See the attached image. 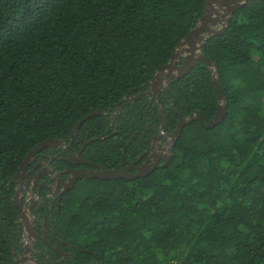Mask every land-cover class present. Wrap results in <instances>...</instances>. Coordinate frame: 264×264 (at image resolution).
Here are the masks:
<instances>
[{
	"label": "trees",
	"instance_id": "obj_1",
	"mask_svg": "<svg viewBox=\"0 0 264 264\" xmlns=\"http://www.w3.org/2000/svg\"><path fill=\"white\" fill-rule=\"evenodd\" d=\"M205 8V0H0V264L24 250L13 179L25 156L51 136L71 142L91 115L70 151L103 136L85 158L106 168L135 161L163 130L160 105L121 100L149 87ZM201 52L217 65L224 119L187 124L168 164L145 177L79 179L48 219L69 257L58 261L37 241V264H264V0L237 9ZM219 91L202 61L173 79L160 96L166 132L191 114L213 119Z\"/></svg>",
	"mask_w": 264,
	"mask_h": 264
},
{
	"label": "water",
	"instance_id": "obj_2",
	"mask_svg": "<svg viewBox=\"0 0 264 264\" xmlns=\"http://www.w3.org/2000/svg\"><path fill=\"white\" fill-rule=\"evenodd\" d=\"M250 0H205L206 2V8L205 12L198 22V24L192 28L189 33L186 35V37L179 42L177 47L174 49V52L171 56V59L168 63L160 66L150 82L149 87L139 93L136 96H132L130 92H128L121 101H124L126 99H131L132 101L138 99L141 96H157L158 103L160 105V112H161V118L163 120L164 129L160 132V134L156 137V140H161L162 137L168 136L170 137V146H173V144L178 140L180 137L183 128L193 122L195 119H198L205 127H213L220 123L224 117L227 114L228 111V103L225 101L224 97L219 91V81H218V73H217V65L213 63L206 55H204L201 52L202 45L208 40V38L214 34L223 33L227 27V25L231 22L232 16L234 12L245 6L246 3H248ZM221 13L223 17H221ZM222 22L220 26L216 27L219 22ZM198 61H202L207 63L210 70L213 72L214 75V82L217 87L218 96H219V105L217 108L216 115L213 119H211L209 122H205L203 120V117L201 115H189L185 118H180V122L176 129L172 132H166L167 128V119L164 114L163 110V103L160 98L162 90L169 92V85L171 81L177 77H182L185 74L189 73L191 69L197 64ZM120 103L117 104L116 112L113 114L114 118H117V116L120 113ZM102 114V110L94 111L92 114ZM91 115H87L80 119L75 127V130L73 134L71 135V141H74V136L76 134L80 133V126L82 123L87 120ZM103 136H98L96 138H93L89 141H85L83 143L82 148L76 155L77 159L82 160L85 163H90L91 165H94L93 163L85 160L82 158V153L87 147L88 144L93 142L97 139H102ZM65 147V140L58 139L55 137H48L46 140L35 146L24 158V161L20 168L18 169L14 180H16L18 177L21 176L22 172L25 171L28 163L31 161V158L39 151L43 150L47 147ZM170 150V149H169ZM147 151H144L141 154V157H143L146 154ZM153 154V153H152ZM150 154V155H152ZM74 156V155H73ZM172 157V152L170 150V153L166 154L165 156V162L163 165H167L169 160ZM75 158V156H74ZM75 158H67L68 162H74L77 160ZM159 166V162L155 161L154 163H144V164H137V161L133 162L131 165H128L124 168L117 166L115 168H106L104 166L98 167V168H79L77 170L70 169V172H72L73 177L69 179L67 183L64 184V191H68L69 189H72L75 185L78 178H83L84 176L93 179V178H102V179H116V178H127V179H136L139 177H145L152 171H154ZM131 170H135V172H132ZM61 196V194H60ZM14 203L18 207L20 211V218L24 222L25 231L27 232L26 240L30 239L31 237L38 236L35 228L33 227V224L30 219H28L27 216L23 215L24 207L21 203V200L19 198V189L17 190L16 196L14 198ZM46 241V240H45ZM48 246H51L56 251L61 253L62 256L67 257L68 254L62 252L61 250L55 248L52 244L47 242ZM27 244V243H26ZM27 250H30V247L28 245H25ZM28 258L26 256H21L20 258L15 259V264H27Z\"/></svg>",
	"mask_w": 264,
	"mask_h": 264
},
{
	"label": "flooded vegetation",
	"instance_id": "obj_3",
	"mask_svg": "<svg viewBox=\"0 0 264 264\" xmlns=\"http://www.w3.org/2000/svg\"><path fill=\"white\" fill-rule=\"evenodd\" d=\"M152 97H157V96H152ZM158 135L153 137L151 146L148 149L144 150L147 151L146 154L143 157H141L140 155L135 160L137 161V164H144L146 162L154 163L155 161H157L159 162V166L163 165V163L165 162L166 154L170 153V150L172 149V146L169 145L171 144L170 142L171 139L167 141L166 139H164V137H162L161 140H156V137ZM72 143L73 141L68 143L65 140V144H66L65 147L62 146L52 147L50 149L47 147L46 152H41L42 150L37 152L31 158V161L28 163L25 171L22 172L21 176L18 177L16 180L13 179V182L16 185L15 196L17 190L19 189V198L24 207L23 215L27 216L28 219L31 220L33 227L35 228V231L38 235L36 237H33L34 238L33 243H29L32 237L26 240L27 232L25 231L24 222L19 216L20 215V211H19L18 213L19 221H21L23 225V237L21 244L24 250L22 254H20L17 258H20L21 256H26L29 259L26 253H30V252H28V250L25 247L26 243L31 244L29 245L30 250L32 252L30 258L32 257V255L36 257L37 250L34 248V246L37 241L43 242L45 245L44 248L47 250L48 248L53 250L55 249L52 248L51 246H48L46 241L52 244L55 248L68 254V256L65 257L62 256L61 253L55 250L58 256H60L58 261H61L63 258L69 257L70 253L64 251V249L60 248L58 244H56V241L61 242L62 239H60L55 234L53 222L49 221L48 219L50 220L53 219L55 204H58L59 206L61 198L63 194L66 192L64 191V184L67 183L71 177H73V174L72 172H70V169L77 170L82 167L91 169L102 166V165H98L97 163H95L90 159L85 158L83 156V153L81 155L82 158L93 163L94 165H91L90 163H85L82 160L77 159L76 155L78 154L80 149H77L76 151H70L72 149L71 148ZM73 155L77 159L75 161L76 163L68 162L67 158H72L75 160ZM63 161L67 162V164H62ZM133 162H131L128 165H131ZM128 165H124L122 163V165H118V166L124 168ZM131 171L135 172V170H131ZM79 179L82 178H78L75 185L78 183ZM75 185L73 186V188L75 187ZM30 261L31 260H29V262ZM29 262L27 260V264H30ZM35 263H37V258Z\"/></svg>",
	"mask_w": 264,
	"mask_h": 264
},
{
	"label": "rangeland",
	"instance_id": "obj_4",
	"mask_svg": "<svg viewBox=\"0 0 264 264\" xmlns=\"http://www.w3.org/2000/svg\"><path fill=\"white\" fill-rule=\"evenodd\" d=\"M221 17H223V15H222V13H221ZM220 24H222V22L220 21L219 23H218V25L216 26V27H218V26H220ZM164 139H166L167 141H169V139H170V137H168V136H164ZM34 242V238L32 237V239L29 241V243H33ZM29 243H27V244H25V245H31V244H29ZM35 245H36V243H35ZM35 247V246H34ZM28 252H30V253H26L27 254V256L29 257V259H28V262H29V260H31L29 263L30 264H37V263H35L36 262V257H34L33 255H32V257L30 258V255H31V250H28Z\"/></svg>",
	"mask_w": 264,
	"mask_h": 264
}]
</instances>
